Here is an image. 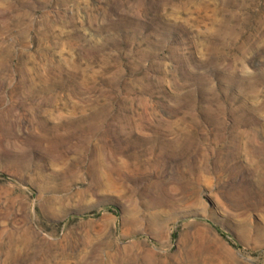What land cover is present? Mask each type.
<instances>
[{"label": "rangeland", "instance_id": "1", "mask_svg": "<svg viewBox=\"0 0 264 264\" xmlns=\"http://www.w3.org/2000/svg\"><path fill=\"white\" fill-rule=\"evenodd\" d=\"M0 264H264V0H0Z\"/></svg>", "mask_w": 264, "mask_h": 264}]
</instances>
